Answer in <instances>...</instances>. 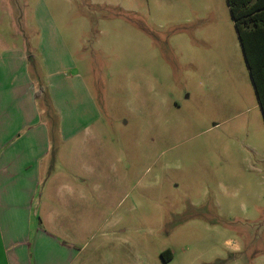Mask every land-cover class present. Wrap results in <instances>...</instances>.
<instances>
[{"label":"rangeland","instance_id":"1","mask_svg":"<svg viewBox=\"0 0 264 264\" xmlns=\"http://www.w3.org/2000/svg\"><path fill=\"white\" fill-rule=\"evenodd\" d=\"M43 1L94 104L50 160L74 182L41 186L70 264H264V117L227 1Z\"/></svg>","mask_w":264,"mask_h":264},{"label":"crops","instance_id":"2","mask_svg":"<svg viewBox=\"0 0 264 264\" xmlns=\"http://www.w3.org/2000/svg\"><path fill=\"white\" fill-rule=\"evenodd\" d=\"M70 56L43 0H0V264H70L78 255L77 243L42 216L44 190L50 196L60 181L74 182L52 172L50 160L94 109ZM55 220L56 229L70 228Z\"/></svg>","mask_w":264,"mask_h":264},{"label":"trees","instance_id":"3","mask_svg":"<svg viewBox=\"0 0 264 264\" xmlns=\"http://www.w3.org/2000/svg\"><path fill=\"white\" fill-rule=\"evenodd\" d=\"M226 1L264 117V0ZM165 253L164 260H170V251Z\"/></svg>","mask_w":264,"mask_h":264}]
</instances>
